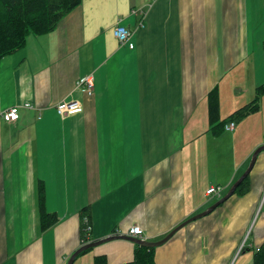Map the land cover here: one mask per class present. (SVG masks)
<instances>
[{
    "label": "crops",
    "instance_id": "obj_1",
    "mask_svg": "<svg viewBox=\"0 0 264 264\" xmlns=\"http://www.w3.org/2000/svg\"><path fill=\"white\" fill-rule=\"evenodd\" d=\"M132 32L130 48L114 28ZM93 76V95L81 80ZM264 86V0H83L47 35L0 61V264H67L84 245L139 226L155 242L224 197L264 147V95L234 131L212 134L208 93L220 120ZM82 111L62 117L61 102ZM25 103L33 109L22 107ZM58 222L42 232L38 203ZM250 191L157 248V264H254L264 241V151ZM219 195H208L212 187ZM262 207L261 211L260 208ZM115 240L74 264L133 260Z\"/></svg>",
    "mask_w": 264,
    "mask_h": 264
},
{
    "label": "trees",
    "instance_id": "obj_2",
    "mask_svg": "<svg viewBox=\"0 0 264 264\" xmlns=\"http://www.w3.org/2000/svg\"><path fill=\"white\" fill-rule=\"evenodd\" d=\"M83 0H0V61L22 50L30 36H43L53 32L61 19L82 4ZM253 102L245 105L230 118L220 120V100L218 89L208 93V114L212 134L220 136L225 132V126L230 122H239L244 117L256 112L264 95V86L256 90ZM249 176L239 184L234 195H245L250 191ZM45 186L41 182L38 189V207L41 231H49L57 222L58 216L48 212L46 208ZM91 208L86 207L81 212V240L84 244L92 242L89 227L92 223L89 217ZM88 219V222H85ZM157 248H147L135 245L133 260L124 264H157ZM82 252L79 256L84 255ZM94 264H108L106 256H96ZM254 264H264V241L255 251Z\"/></svg>",
    "mask_w": 264,
    "mask_h": 264
},
{
    "label": "built area",
    "instance_id": "obj_3",
    "mask_svg": "<svg viewBox=\"0 0 264 264\" xmlns=\"http://www.w3.org/2000/svg\"><path fill=\"white\" fill-rule=\"evenodd\" d=\"M114 31V36L118 40V42L121 45H128L130 48H133L134 45L131 44V38H132V32L127 26H124L122 24H118ZM94 78L93 76H89L84 78L80 81L79 86L82 88L83 91L88 93L89 96L93 95L94 91ZM22 107L27 109H33V106L29 103H25L22 105ZM57 113L61 115L62 117H65L67 115H72L75 113H79L82 111V106L78 101H69V102H61L57 105ZM19 106L11 107L7 110H5L1 115V117L8 123L16 122L19 119ZM236 127L235 122H230L225 126L226 131H233ZM221 188L220 187H212L208 190V194H220ZM85 222H88V219H85ZM92 228L89 227V231H91ZM128 235L136 238L145 239L144 231L139 226H133L128 230Z\"/></svg>",
    "mask_w": 264,
    "mask_h": 264
},
{
    "label": "water",
    "instance_id": "obj_4",
    "mask_svg": "<svg viewBox=\"0 0 264 264\" xmlns=\"http://www.w3.org/2000/svg\"><path fill=\"white\" fill-rule=\"evenodd\" d=\"M262 151H264V147H260L255 151L253 157H251L252 160H251V163H250L248 169L245 170V173L241 176V178L235 184L232 185L231 189L228 191V193L224 197L220 198V200L218 202H216L210 208L205 210L203 213L189 218L188 220L184 221L183 223H181L180 225H178L177 227L172 229L163 239H161L159 241L151 242L148 240L130 237L128 235H112L106 239H102L99 241H93V242L89 243L88 245H83L70 257L67 264H74L76 261V258L79 257V255L82 252L91 250L97 246L102 245L103 243H107V242H111V241H115V240H127L128 242L130 241L131 243H134V244L142 246V247H147V248H159V247L165 245L166 243H168V241H170L184 227L188 226L190 223H192L198 219H201V218L208 216L209 214L213 213L218 207H220L225 202H227L229 200V198H232L234 196L237 188L239 187V184H241L245 180V178L249 176L250 171H252V169L255 165V162L258 158V155Z\"/></svg>",
    "mask_w": 264,
    "mask_h": 264
},
{
    "label": "rangeland",
    "instance_id": "obj_5",
    "mask_svg": "<svg viewBox=\"0 0 264 264\" xmlns=\"http://www.w3.org/2000/svg\"><path fill=\"white\" fill-rule=\"evenodd\" d=\"M261 209H262V207L260 208V211H261ZM264 210V209H263ZM204 212V211H203ZM203 212H201V213H203ZM264 212V211H263ZM201 213H199V214H201ZM199 214H197V215H199ZM196 216V215H195ZM113 241H111V242H107L108 244H110V243H112ZM107 243H104L105 245L107 244ZM100 247H102L101 245L100 246H98L96 249H99Z\"/></svg>",
    "mask_w": 264,
    "mask_h": 264
}]
</instances>
